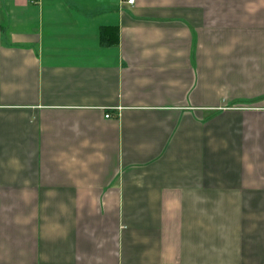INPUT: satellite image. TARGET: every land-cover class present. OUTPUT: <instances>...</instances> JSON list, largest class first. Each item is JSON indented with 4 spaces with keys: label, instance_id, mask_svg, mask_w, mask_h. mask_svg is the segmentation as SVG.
I'll return each mask as SVG.
<instances>
[{
    "label": "crops",
    "instance_id": "1",
    "mask_svg": "<svg viewBox=\"0 0 264 264\" xmlns=\"http://www.w3.org/2000/svg\"><path fill=\"white\" fill-rule=\"evenodd\" d=\"M126 1L0 0V264H264V0Z\"/></svg>",
    "mask_w": 264,
    "mask_h": 264
},
{
    "label": "trees",
    "instance_id": "2",
    "mask_svg": "<svg viewBox=\"0 0 264 264\" xmlns=\"http://www.w3.org/2000/svg\"><path fill=\"white\" fill-rule=\"evenodd\" d=\"M103 31L101 33V42H102V44L106 45V46L112 45V44H116V42H117V32H116V30H113V29H109L108 30L111 33V35H112L109 38L104 36L105 31L104 32Z\"/></svg>",
    "mask_w": 264,
    "mask_h": 264
},
{
    "label": "built area",
    "instance_id": "3",
    "mask_svg": "<svg viewBox=\"0 0 264 264\" xmlns=\"http://www.w3.org/2000/svg\"><path fill=\"white\" fill-rule=\"evenodd\" d=\"M126 3L128 5H132L134 3V0H127ZM105 117L108 118L109 117V114H106Z\"/></svg>",
    "mask_w": 264,
    "mask_h": 264
}]
</instances>
